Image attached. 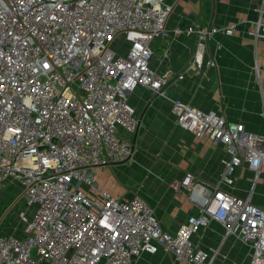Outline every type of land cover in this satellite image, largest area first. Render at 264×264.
Segmentation results:
<instances>
[{"label": "built area", "instance_id": "1", "mask_svg": "<svg viewBox=\"0 0 264 264\" xmlns=\"http://www.w3.org/2000/svg\"><path fill=\"white\" fill-rule=\"evenodd\" d=\"M171 10L166 0H0V183L19 182L25 204L17 214L22 235L0 233V264H132L159 249L185 264H216L221 246L192 242L211 221L224 229L221 243L232 236L247 248L245 260L228 264H264V208L249 193L222 188L232 186L243 162L254 172L252 183L264 172V134L173 102L176 124L227 153L217 183L190 172L170 182L199 211L174 232L161 228L139 194L111 196L92 178L93 166L131 157L130 141L117 132L118 125L131 131L137 123L128 92L141 86L163 94L169 82L149 59L152 41L168 34ZM234 27L174 28L196 37L185 71L212 66L207 41ZM248 33L264 37L259 17ZM119 35L120 51L110 46ZM262 71L253 65L259 83Z\"/></svg>", "mask_w": 264, "mask_h": 264}, {"label": "crops", "instance_id": "2", "mask_svg": "<svg viewBox=\"0 0 264 264\" xmlns=\"http://www.w3.org/2000/svg\"><path fill=\"white\" fill-rule=\"evenodd\" d=\"M166 1L172 3L166 20L168 34L152 41L149 66L157 73H167L169 82L163 94L141 86L128 92L137 123L131 131L118 125L117 132L130 141L131 157L121 163L93 166L90 172L107 167V174L95 177L98 188L120 199L139 194L152 207L161 228L174 232L199 211L186 198V190H175L170 182L190 172L203 182L217 183L227 153L222 144H213L207 135L198 136L176 124L173 102L216 111L229 122L242 123L248 133L264 134V83H259L253 72L254 64L264 68V37L255 39L248 33L258 17L264 24V0ZM197 22L235 27L232 34L217 32L207 41L206 56L213 58L212 66L185 71L196 37L193 33H175L173 29ZM253 176L254 172L243 162L234 171L232 186L222 184V188H229L238 196L249 193L251 202L264 208V172L252 183ZM22 190L17 181L0 183L4 216L13 200H23ZM30 209L27 208L29 215ZM223 233V227L211 221L193 234L192 242L202 248L221 246L223 256L216 264L245 260L247 252L243 250L247 248L232 236L221 243ZM132 264L185 263L159 249L152 254L143 252Z\"/></svg>", "mask_w": 264, "mask_h": 264}, {"label": "rangeland", "instance_id": "3", "mask_svg": "<svg viewBox=\"0 0 264 264\" xmlns=\"http://www.w3.org/2000/svg\"><path fill=\"white\" fill-rule=\"evenodd\" d=\"M110 46L113 48L117 47L118 49H122L123 47H125V43H124L123 38L118 36L116 39L111 41ZM104 170H108L107 167H98L97 173L95 171H92L91 174H92L93 180H95L96 176H102V175L107 174V171H104ZM0 196H1V193H0ZM3 200H4L3 197H0V203H3ZM4 209L6 208H3L2 210V207H0V233H3V234L6 233V234L13 235V236H19V233H22V230H21L22 225L20 224L18 220L17 214L20 210L24 209L23 200L20 197H18L16 200H13V202L10 204L9 211L7 212V214H5V216H4V213H5ZM243 251L247 252L246 249H244Z\"/></svg>", "mask_w": 264, "mask_h": 264}]
</instances>
